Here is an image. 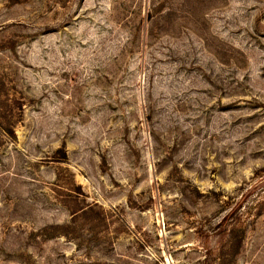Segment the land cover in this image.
Wrapping results in <instances>:
<instances>
[{"label":"rangeland","instance_id":"374dc122","mask_svg":"<svg viewBox=\"0 0 264 264\" xmlns=\"http://www.w3.org/2000/svg\"><path fill=\"white\" fill-rule=\"evenodd\" d=\"M0 264H264V0H0Z\"/></svg>","mask_w":264,"mask_h":264},{"label":"trees","instance_id":"16d2710c","mask_svg":"<svg viewBox=\"0 0 264 264\" xmlns=\"http://www.w3.org/2000/svg\"><path fill=\"white\" fill-rule=\"evenodd\" d=\"M6 131V130H5ZM7 132V131H6ZM243 197V196H242ZM241 200H238L236 204L240 203ZM227 219V216H224L222 219V222H224Z\"/></svg>","mask_w":264,"mask_h":264}]
</instances>
